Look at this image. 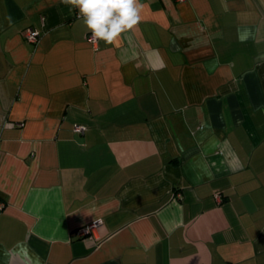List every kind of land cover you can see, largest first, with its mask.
Masks as SVG:
<instances>
[{"label": "crops", "instance_id": "1", "mask_svg": "<svg viewBox=\"0 0 264 264\" xmlns=\"http://www.w3.org/2000/svg\"><path fill=\"white\" fill-rule=\"evenodd\" d=\"M140 3L0 0V264H264V0Z\"/></svg>", "mask_w": 264, "mask_h": 264}, {"label": "clouds", "instance_id": "2", "mask_svg": "<svg viewBox=\"0 0 264 264\" xmlns=\"http://www.w3.org/2000/svg\"><path fill=\"white\" fill-rule=\"evenodd\" d=\"M79 9L93 41L113 44L141 21L140 0H64Z\"/></svg>", "mask_w": 264, "mask_h": 264}, {"label": "built area", "instance_id": "3", "mask_svg": "<svg viewBox=\"0 0 264 264\" xmlns=\"http://www.w3.org/2000/svg\"><path fill=\"white\" fill-rule=\"evenodd\" d=\"M178 1H179V2H185V1H187V0H178ZM24 37H25V39H26L28 42H30V43H32V44H37V43L40 41V39H41V34H40L38 31H36V30H33V29H27V30L25 31V33H24ZM87 41H88L89 43L93 44L94 46H96L97 43H98L97 41H93V40L91 39V33L88 34V36H87ZM84 130H86V129L83 128V127H79V128L76 129V131H77V132H80V133L84 132ZM4 208H5V203L0 201V212H1ZM93 228H94V226H92V227H88V228H85V229H82V230H79V231L77 232V235H78L79 237H85V236H87V234H88Z\"/></svg>", "mask_w": 264, "mask_h": 264}]
</instances>
